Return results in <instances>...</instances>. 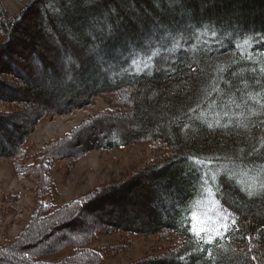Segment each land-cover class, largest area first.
<instances>
[{
    "label": "trees",
    "instance_id": "16d2710c",
    "mask_svg": "<svg viewBox=\"0 0 264 264\" xmlns=\"http://www.w3.org/2000/svg\"><path fill=\"white\" fill-rule=\"evenodd\" d=\"M0 38V162H20L41 121L100 97L109 110L27 165L45 160L47 171L71 157L63 151L84 131L94 133L84 153L142 143L172 151L56 210L37 202L0 247V264H52L41 260L87 248L97 232L180 238L136 264H264V0H30L12 18L0 0ZM50 174L39 181L53 187ZM221 205L236 222L208 243L196 233ZM95 257L56 264H100Z\"/></svg>",
    "mask_w": 264,
    "mask_h": 264
},
{
    "label": "rangeland",
    "instance_id": "374dc122",
    "mask_svg": "<svg viewBox=\"0 0 264 264\" xmlns=\"http://www.w3.org/2000/svg\"><path fill=\"white\" fill-rule=\"evenodd\" d=\"M29 1L1 0V4L2 9L12 18ZM1 40L3 39L0 38ZM194 42L200 47L206 43L205 40H194ZM18 49L14 48L15 54ZM24 54L21 50L17 54V59ZM110 108V100L100 97L86 107L46 118L38 124L33 136L24 147V155L20 162H0V247L14 241L28 226L35 216L37 202L42 201V207L51 205L52 210H56L70 202L90 196L98 189L124 183L148 165L159 163L171 156L170 148L157 143H142L111 151L92 150L84 153L80 149L82 145L94 141V133L84 131L77 134L63 151L71 157L56 158L47 171L43 169L48 166L45 160H39L34 168L27 165L32 164L45 149L64 141L63 139L67 138L74 129ZM6 110L0 107V112ZM27 119L28 117H25V120ZM43 154L47 155L46 150ZM49 169L53 187L49 186V183L47 185L39 181L40 175L43 176L44 172L48 174ZM39 187L42 190L37 194ZM138 191L141 193L140 189ZM205 204L208 206V201ZM130 210L132 209L127 207L120 213L129 214ZM141 218L149 219L145 208ZM180 241V238L172 233L134 237L125 233L97 232L87 248L67 249L61 254L46 257L41 261L56 264L74 255L88 254L91 258L95 255L96 260L101 257L100 264L144 263L147 258L160 257L173 251L179 246Z\"/></svg>",
    "mask_w": 264,
    "mask_h": 264
},
{
    "label": "snow or ice",
    "instance_id": "6c2138e0",
    "mask_svg": "<svg viewBox=\"0 0 264 264\" xmlns=\"http://www.w3.org/2000/svg\"><path fill=\"white\" fill-rule=\"evenodd\" d=\"M261 70L264 71V69ZM209 179H212V177H209ZM257 194L264 195V182L260 183L259 192ZM219 210L223 212V215L218 218L217 222L213 223L210 220L206 221L196 233L197 235H199L200 232L205 233L208 237L206 241L208 243H211L215 237H220L223 239L226 233L233 230L232 225H234L236 222L233 214L225 212L222 205L220 206ZM209 224L211 227L208 226ZM249 239L251 238L249 237ZM252 259L255 260L256 257L253 256Z\"/></svg>",
    "mask_w": 264,
    "mask_h": 264
}]
</instances>
